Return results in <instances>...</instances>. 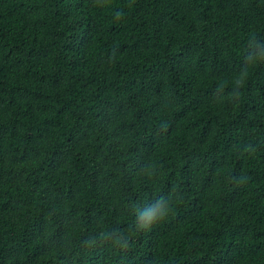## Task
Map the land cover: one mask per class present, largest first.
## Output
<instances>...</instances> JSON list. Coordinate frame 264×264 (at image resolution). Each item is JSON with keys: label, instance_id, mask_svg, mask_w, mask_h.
<instances>
[{"label": "trees", "instance_id": "16d2710c", "mask_svg": "<svg viewBox=\"0 0 264 264\" xmlns=\"http://www.w3.org/2000/svg\"><path fill=\"white\" fill-rule=\"evenodd\" d=\"M0 264H264V0H0Z\"/></svg>", "mask_w": 264, "mask_h": 264}, {"label": "clouds", "instance_id": "9594fccd", "mask_svg": "<svg viewBox=\"0 0 264 264\" xmlns=\"http://www.w3.org/2000/svg\"><path fill=\"white\" fill-rule=\"evenodd\" d=\"M169 206L164 201H157L139 213L137 227L150 228L152 225L163 221L169 212Z\"/></svg>", "mask_w": 264, "mask_h": 264}]
</instances>
